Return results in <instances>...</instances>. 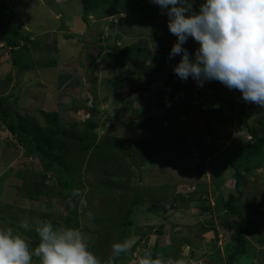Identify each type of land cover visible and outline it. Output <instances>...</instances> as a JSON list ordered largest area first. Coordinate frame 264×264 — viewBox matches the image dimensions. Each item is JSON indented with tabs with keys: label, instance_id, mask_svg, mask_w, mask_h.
Returning a JSON list of instances; mask_svg holds the SVG:
<instances>
[{
	"label": "rangeland",
	"instance_id": "374dc122",
	"mask_svg": "<svg viewBox=\"0 0 264 264\" xmlns=\"http://www.w3.org/2000/svg\"><path fill=\"white\" fill-rule=\"evenodd\" d=\"M74 1L0 0V5H5L14 11L16 20L14 23L34 34L30 37L33 43L39 41L40 46L47 44L51 46V51H43L42 48L39 49L40 47L37 48L38 50L32 49L29 60L34 61L35 67L31 71L21 72L18 69L20 67L12 65L7 49L0 44V93L10 96L9 102L16 99L15 110L20 115L44 126L49 125L46 123H50L51 118L46 120L42 113L55 112L59 117L55 124L62 129L76 132L77 135L81 134L84 128L83 122L90 109L89 100H92L93 108L96 110L91 118L96 140L105 135L108 139L115 138L128 142L158 141L162 130L165 129L168 141H179L184 146L183 152L201 155L200 161L196 158L174 161L151 160L142 165L139 172L133 171L129 190L134 185L152 190L161 188L163 194L168 195L173 191V196L181 194L182 200L189 201L186 208H176L168 212H146L149 203L144 201L136 209L138 213H133L132 221L135 226L142 227L139 233L145 235L139 237L134 234L126 240L131 242L132 252L146 247L151 250L155 247L154 256H160L164 260H175L183 255L189 257L192 252L195 257L201 256L200 260H196L198 264H203L204 253L206 256L218 254L221 258L219 262L209 261L207 264H226L223 247L226 244H234L237 231L232 223L218 225V220L212 212V205L218 195L224 200L227 193L233 191L231 178L233 172L227 162L221 171L222 183L217 189L212 188L210 184L212 169L206 164L208 158L201 154L204 150L202 146L212 139V144L216 148L214 153L218 156H229L238 154L243 144L250 142L251 139L246 132L237 131L235 128L236 99H233V113L229 115L223 111L214 118H206L195 110L177 118L176 115L179 113V107L181 109L188 107V101L191 102V106H202L201 101L212 93L210 89L212 86L221 85L232 96L234 91L229 90L219 81H206L203 87H199L191 77L187 81H182L174 74L173 67L181 57L178 55L169 59L172 46L158 45L153 39V32L165 28L167 23V16L162 15L161 12L157 13L155 21L138 28L130 22V17L125 12L119 13L117 17L111 16L97 21L94 16H99L98 10L89 17V27H85L80 21L79 3ZM199 1L200 4L203 2V0ZM56 21L66 28L58 30ZM92 22H95L93 29H91ZM101 28L104 32L102 36L98 37L91 33ZM63 36L68 39H63ZM90 36L97 41H93ZM151 40L154 43H150ZM131 45H135V49H138L139 55L136 61L141 64L142 72H145V76H142L143 73L138 75L141 78L139 80H135L137 76L130 73V64L113 69L111 63L102 62L100 59L108 55L111 50ZM192 46L197 49L199 45L189 38L184 47L190 53H194L191 51ZM96 55L98 58L92 67L89 62ZM53 59L54 64L50 67L39 68L35 63V61L46 62ZM167 73H171L168 81H166ZM165 92L167 96L164 95ZM145 105L148 109L141 114L139 108ZM244 113L247 120L256 117L264 125V108L252 103ZM164 116H171L172 120L165 121L162 119ZM143 117L152 118L154 121L146 123L145 128L144 125L143 128L120 127L121 121L139 124ZM205 121L209 122L208 125L204 124ZM251 126L258 132L257 122L253 121ZM208 127H212V130L216 128V134L202 138L204 129ZM198 141L200 143H197ZM67 145L71 152L70 158H73L77 142L70 140L67 141ZM223 161V158H216L212 166ZM67 162L70 163V159ZM197 163H202L203 174L191 170ZM82 170L84 171V167ZM45 173L47 172L43 170L39 161L25 156L14 138L0 124V182L3 184H0V216L11 221L14 226L20 227L24 220H28L33 226L30 230H35V225L45 215L56 227H59L60 217L66 215V207L58 196L50 198L39 194L36 200L25 197L30 185L40 181L50 186L54 194L60 189L55 185V178L50 174H46L43 180L39 178ZM84 180L91 185L95 184L93 172H85ZM122 181V178L118 181L114 180L118 184ZM240 181L243 195L240 204L235 203V206H239L243 214L252 212L250 214L255 216L259 212L264 213V166L247 173ZM90 189L91 187H85L86 199L91 197H89ZM62 193L65 191L62 190ZM196 193H204L206 202L195 200L199 196ZM193 194V198L190 199V195ZM101 201L99 196H95L91 204L99 207ZM182 204L183 202L178 201V205ZM206 205L209 206L210 213L200 211V207ZM85 209L77 208L79 219L82 218L81 210L85 211ZM257 215L259 216H256L255 220L259 221L260 227H263L264 217L261 214ZM207 218L212 219L216 237H213L209 225H205L204 229L198 227L200 222H204ZM234 223L238 224L239 221L236 219ZM3 227H8L6 221L0 223V228ZM146 227L153 230L149 232L143 230ZM159 227L160 234L155 232ZM80 228L81 230L84 228L81 220ZM259 230L258 234L261 235L263 230ZM115 232L117 231L111 232L107 249L99 252V258H103L102 264H106L109 259ZM84 237L87 238L85 234ZM246 238L248 240L246 253L235 256L232 264H263L264 241L256 245L248 237ZM28 241L30 247H36L34 242ZM131 258V255L127 254V257L117 264H130ZM33 264H38L35 257Z\"/></svg>",
	"mask_w": 264,
	"mask_h": 264
},
{
	"label": "trees",
	"instance_id": "16d2710c",
	"mask_svg": "<svg viewBox=\"0 0 264 264\" xmlns=\"http://www.w3.org/2000/svg\"><path fill=\"white\" fill-rule=\"evenodd\" d=\"M68 2L74 0H66ZM80 6V21L85 24V27L90 25V16L94 12L99 13V16H94L98 21L106 17H117L119 13L125 12L130 17V22L138 28H141L151 21L157 19V13L161 12L160 8L151 2V0H75ZM74 1V2H75ZM200 1L194 0V8L199 9ZM50 15H52L50 13ZM15 13L9 7L5 5H0V44L4 46L9 54L10 61L13 66L20 67L18 69L23 71H31L34 69V61L29 60L30 51L32 49H43V51H51V46L49 44L40 46L39 41L33 43L30 39L32 35L31 32L23 30L19 25L15 24L14 19ZM56 23V28L58 30L65 29L66 26ZM95 22H92V28ZM161 25V23H159ZM91 27V26H90ZM90 31V30H89ZM88 31V32H89ZM86 32V33H88ZM95 36H102L104 33L102 28L97 32H91ZM92 37V36H90ZM63 39H68L63 36ZM93 39V37H92ZM153 39L158 45L168 44L172 46L177 37L170 33L167 23H165V28L156 30L153 32ZM44 40V38H43ZM99 40V38H98ZM80 41V39H79ZM97 41V39H93ZM44 42H41V44ZM34 46V47H33ZM44 47V48H43ZM199 47V46H198ZM195 47L192 46L191 51H195ZM38 50V49H37ZM135 50V51H134ZM40 51V50H39ZM42 52V51H40ZM138 49H135V45L128 47L118 48L116 50H111L108 55L102 56L100 59L102 62L111 63V68L118 69L125 64H130V73L136 75L135 80L141 79L138 75L145 76V72L140 69L141 64L136 61L138 58ZM98 56L91 59L89 64L93 67L94 62ZM36 66L39 68L50 67L54 64L53 60H47L46 62L35 61ZM171 73H167V80L170 78ZM139 77V78H138ZM211 94L201 101L202 106H191V102L188 101V107L181 109L178 108L179 113L177 117L183 116L190 113L192 110L199 112V114L204 115L206 118H214L221 112L225 111L227 114H232V105L234 103L233 99H236L235 104V128L237 131L243 130L246 132L251 141L245 142L240 148L238 154H231L229 156H218L214 153L216 148L213 146L212 139L206 145H203L202 156L207 157L206 164L211 166L212 172L210 173V184L212 188L217 189L222 183L223 177L221 174L224 166L232 170L233 174L231 176L233 180L232 190L227 193L226 198L223 200L221 195L215 198V202L212 205V212L218 220V225H224L232 223L235 227L237 235L234 238V244H226L223 247V252L225 254L226 264H232L235 256L244 255L247 251V238L250 239L256 245H260L264 241V220L263 227H260L257 220H255L257 214H261L264 217V213L254 214L241 213L239 206H235L241 202L242 193V182L240 181L247 173L264 166V125L260 119L254 117L251 120H247L245 116V110L252 106V103H246L242 99V95L238 90H233V96L229 94L226 88L219 86H212ZM223 89V91H220ZM1 94V93H0ZM167 92H165V96ZM0 124L4 129L14 138L16 143L21 147L25 156L36 158L41 164L43 170L47 173L41 174L39 178L41 180L45 179L47 175H51L55 178V185L60 189L52 192L51 187L44 185L42 181L39 183H32L29 190L26 192L25 197L28 199L36 200L39 194L46 195L48 197L54 198L58 196L62 203L66 207V215L60 217V226L80 228V220L84 225L81 230L83 234L86 235V241L89 243L90 250L99 258V252L106 250L107 241L110 238L112 231L115 232L114 242H123L134 234L143 237L145 233H139L142 229L140 226H135L132 221L133 213H138L136 210L141 206L144 201L149 203V208L146 212H168L176 208H186L187 202L189 200H182L181 194L161 193V188H142L141 186L134 185L130 189V182L133 179V171L139 172V168L146 162L151 160H189L194 159L200 161V156L192 155L190 152H183V144L179 141H168L165 136V129L161 132V137L158 141L155 140H141L138 142H128L121 139L109 138L107 136L101 137V139L96 140L95 134L93 132L94 126L91 118L95 114V109L93 108V101L90 102V109L88 111V116L83 122L84 128L77 135L76 132L68 131L60 128L55 122H58L59 117L55 112L42 113L44 118L47 120L51 118L49 125L41 126L37 124L34 120L28 119L24 115H20L15 110L16 99L9 102L10 96L0 95ZM195 98V97H194ZM199 98V97H198ZM197 98V99H198ZM196 99V98H195ZM219 105V107H217ZM148 109L147 105L139 108L141 114H144ZM168 111V110H167ZM144 116V115H143ZM165 121L172 120L170 116H164L162 118ZM49 121V120H48ZM47 121V122H48ZM154 120L152 118H142L139 124L131 121H121L120 127H134V128H145L146 123H152ZM255 121L259 125V130L256 132L251 126V123ZM52 122L54 124H52ZM161 121L159 120V123ZM208 121L204 122L208 125ZM144 125V126H143ZM143 126V127H142ZM221 131V130H220ZM216 134V128L212 130V127L204 129V135L213 136ZM160 135V134H159ZM225 137H227L225 135ZM77 142V147L74 152V157L70 158L71 152L67 141ZM197 143H200L199 141ZM88 153V155H87ZM216 158H223L224 161L218 165H213L212 162ZM70 159V163L67 160ZM202 162V161H201ZM84 167V171L82 170ZM9 169V168H8ZM193 172L203 174L202 163H197L191 169ZM93 172L95 184L91 185L84 180L85 172ZM47 174V175H46ZM122 183L118 184L114 180H121ZM1 185L2 182H0ZM54 185V184H53ZM85 187H91L89 190L90 199L87 200V206L85 211H82V218L79 219V213L77 211L79 205L78 200L74 198V202L77 207H69L67 201L70 197L71 191L74 188L81 189L85 191ZM62 190L65 193H62ZM120 193V194H119ZM130 193V194H129ZM195 194V193H194ZM190 195V199L193 198ZM195 200H202L199 202H206L204 193H199ZM95 196H99L102 201L99 207H94L91 201ZM92 199V200H91ZM179 202H183L182 205H178ZM243 203V202H242ZM5 205V204H4ZM201 212L210 213V208L208 205L200 207ZM42 220H49V217L42 216ZM238 220L239 223L235 224L234 220ZM6 221L8 227H13L19 231V233L24 236L27 240H31L36 244L39 243L38 234L35 230H29L21 228L20 226H14L11 221L5 220L0 216V223ZM50 221V220H49ZM54 227L53 221H50ZM205 225H209L213 237H216L215 228L212 226V219L207 218L204 222H200L199 228L204 229ZM93 229V231H92ZM259 229H262L263 233L261 235ZM147 232L152 231L150 227L143 228ZM160 227L155 231L160 234ZM203 232V230H200ZM113 242V243H114ZM154 249H151L153 258ZM133 250V247H132ZM202 259L203 264L209 263V261H220L221 258L218 254H210ZM112 255V250L109 258ZM127 257V254H122L120 258L117 259L116 264L123 261ZM189 257L194 260H200L201 256L195 257L192 252H190ZM103 262V258L101 259ZM261 264V263H260ZM264 264V263H263Z\"/></svg>",
	"mask_w": 264,
	"mask_h": 264
},
{
	"label": "clouds",
	"instance_id": "9594fccd",
	"mask_svg": "<svg viewBox=\"0 0 264 264\" xmlns=\"http://www.w3.org/2000/svg\"><path fill=\"white\" fill-rule=\"evenodd\" d=\"M151 2L167 16L168 29L177 37L169 59L181 57L173 67L180 80L191 77L199 87L219 81L229 90H238L244 102L264 108V0H203L198 10L194 0ZM189 38L199 45L194 53L184 47ZM85 197V191L74 188L67 203L77 207L75 198L86 207ZM32 227L28 220L21 223V228ZM35 232L39 243L32 248L17 229L0 228V264H33L34 257L38 264H102L79 228L54 227L41 220ZM111 248L106 264H116L122 254L131 255L130 264H198L186 255L175 260L153 258L147 247L132 252L129 240L114 242Z\"/></svg>",
	"mask_w": 264,
	"mask_h": 264
}]
</instances>
